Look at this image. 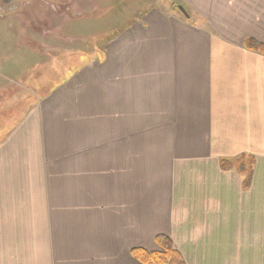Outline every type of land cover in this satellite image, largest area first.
Masks as SVG:
<instances>
[{
    "label": "crops",
    "instance_id": "obj_1",
    "mask_svg": "<svg viewBox=\"0 0 264 264\" xmlns=\"http://www.w3.org/2000/svg\"><path fill=\"white\" fill-rule=\"evenodd\" d=\"M189 1L95 32L107 1L6 2L0 264H142L158 235L264 264V0Z\"/></svg>",
    "mask_w": 264,
    "mask_h": 264
},
{
    "label": "rangeland",
    "instance_id": "obj_2",
    "mask_svg": "<svg viewBox=\"0 0 264 264\" xmlns=\"http://www.w3.org/2000/svg\"><path fill=\"white\" fill-rule=\"evenodd\" d=\"M94 1V0H93ZM107 1L106 5L102 6V12L99 11V8L96 9L97 14H101L103 13L106 7H107V13H110V15L108 16L109 20H102L99 23L95 24L93 26V32L95 31H100L101 29L106 30V28H108V30L112 29V28H116V27H123L124 29L127 28V26L130 24V22L135 23L138 21L139 18L142 17V15L149 9H158L161 12H166L167 13V8L171 7V8H177L179 6L184 5L183 2L184 1H189V0H102ZM124 2L126 3V5L124 6L123 4H116V2ZM190 2V1H189ZM189 4V3H187ZM186 6L187 9H189L192 14L196 15V11L193 5L189 4V5H184ZM183 7V6H182ZM184 8V7H183ZM186 8L185 11H186ZM136 9L138 10V12H134L136 11ZM118 12V13H117ZM123 12V13H122ZM129 12H134V16H137L138 19L132 20V19H121V20H116V16L117 15H123V16H127L129 14ZM93 13V11H92ZM120 13V14H119ZM89 16V15H88ZM139 16V17H138ZM66 22V21H65ZM131 23V24H132ZM53 26H55V23L50 24L49 25V29H51ZM66 28L68 27V25H64ZM58 27V26H57ZM62 26L58 27L61 28ZM101 28V29H100ZM118 30V29H117ZM125 31V30H124ZM115 32V31H114ZM114 32L112 34H109L107 37L108 42L113 40L114 38H116V36L118 35V32L116 34H114ZM122 32V31H121ZM47 39L44 40L43 43H50L53 45L52 42H54L55 38L52 37V39L46 37ZM67 39V37H66ZM99 39V37H97V40ZM48 41V42H47ZM61 41V40H60ZM60 41H57L58 43H61ZM96 41V38L92 37V42ZM42 43V44H43ZM92 46H94V44L92 43ZM52 84V83H51ZM46 90V89H45ZM160 251V250H159ZM142 263V262H141ZM143 264V263H142Z\"/></svg>",
    "mask_w": 264,
    "mask_h": 264
},
{
    "label": "trees",
    "instance_id": "obj_3",
    "mask_svg": "<svg viewBox=\"0 0 264 264\" xmlns=\"http://www.w3.org/2000/svg\"><path fill=\"white\" fill-rule=\"evenodd\" d=\"M245 45L249 50L264 55L263 44L257 43L253 40H247ZM243 167L244 165H241V168ZM240 172H243L244 174V172L247 171H245V169H241ZM247 173L248 176L246 183L248 185L251 182L252 174L251 171ZM155 243L159 247L160 251L150 252L144 249H135L132 251L133 257L143 264H186L183 256L175 247L173 240L169 236L158 235L155 238Z\"/></svg>",
    "mask_w": 264,
    "mask_h": 264
},
{
    "label": "flooded vegetation",
    "instance_id": "obj_4",
    "mask_svg": "<svg viewBox=\"0 0 264 264\" xmlns=\"http://www.w3.org/2000/svg\"><path fill=\"white\" fill-rule=\"evenodd\" d=\"M7 1L8 0H0V19H1L2 16H4V14H5L6 10H7V6H6V2ZM12 1L15 2V3L22 4L21 1H24V0H12Z\"/></svg>",
    "mask_w": 264,
    "mask_h": 264
},
{
    "label": "water",
    "instance_id": "obj_5",
    "mask_svg": "<svg viewBox=\"0 0 264 264\" xmlns=\"http://www.w3.org/2000/svg\"><path fill=\"white\" fill-rule=\"evenodd\" d=\"M178 10L181 11L184 15L187 16V14H186L185 10L183 9V7L179 6Z\"/></svg>",
    "mask_w": 264,
    "mask_h": 264
}]
</instances>
